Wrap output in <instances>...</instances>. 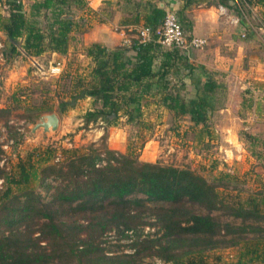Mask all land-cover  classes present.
<instances>
[{
  "label": "trees",
  "instance_id": "1",
  "mask_svg": "<svg viewBox=\"0 0 264 264\" xmlns=\"http://www.w3.org/2000/svg\"><path fill=\"white\" fill-rule=\"evenodd\" d=\"M80 1L37 0L29 16L22 0H0L8 12L0 11V32L10 51L34 56L47 50L67 53L74 25L67 12ZM227 1L221 0L227 8L264 4V0ZM131 4L127 0L125 9ZM189 5L185 0L177 15L193 35L192 22L185 17ZM136 6L145 12L146 25L153 30L162 25L166 6L152 0ZM42 11L53 17L46 29L36 19ZM86 53L95 61L91 79L79 84L78 95L60 101L61 111L75 107L80 98L93 97L101 106L86 113L87 121L112 122L110 114L123 110L131 122L136 112L142 115V98L148 92L160 94L159 102L170 113L189 116L195 126H206L216 109L223 87L217 72L191 62L187 51L164 48L156 35L147 41L132 38L130 45L114 48L93 42ZM181 68L188 70L195 87L190 99L181 93L187 86L179 75ZM170 73L177 77L173 83L167 78ZM1 112L6 109L0 108ZM66 151L70 152L66 158L53 163L49 156L43 158L46 164L39 173L22 164L17 175L0 165V264H142L146 257L163 264H209L207 251L242 242L248 243L250 258L232 264L264 263L263 198L234 204L222 196L218 179L210 180L190 167L142 161L133 152L107 147ZM33 177L48 191V200L32 186ZM223 178L231 179L229 174ZM81 213L86 219H70ZM147 227L155 229L150 232ZM113 230L128 240L125 246L116 244L115 250L101 242Z\"/></svg>",
  "mask_w": 264,
  "mask_h": 264
},
{
  "label": "rangeland",
  "instance_id": "2",
  "mask_svg": "<svg viewBox=\"0 0 264 264\" xmlns=\"http://www.w3.org/2000/svg\"><path fill=\"white\" fill-rule=\"evenodd\" d=\"M35 1L22 0L29 16ZM99 1L81 0L71 4V11L67 13L73 18L74 25L65 54L50 50L37 56L28 55L23 50L11 52L9 42L0 32V108L6 109L0 113V165L17 175L22 164L39 173L46 164L42 159L47 156L53 163L66 158L70 154L66 151L68 149L85 152L91 147H107L133 152L142 161L190 167L210 180L218 179L223 184L219 187L222 196L234 204L245 203L251 198L264 200V4L243 3L235 7L228 0L227 3L233 4L228 8L230 14L240 20L232 23L226 14L219 12L220 5H224L221 0H190L185 17L190 19L196 15L203 22L204 29L227 31L225 34L235 36V40L243 41L245 46L243 50L239 48L241 61L233 64L232 70H215L223 87L217 93L216 109L210 113L207 125L202 127L195 126L189 116H174L159 102L161 95L150 92L142 98V115L136 112L131 122L127 121L123 110L118 115L110 114L109 118L114 119L112 122L103 118L87 121L86 113L101 106L93 97L80 98L75 107L60 110V101L78 95L82 88L79 84L91 79L95 61L87 55L86 49L93 43L92 38H102V29L98 27L104 18L102 12L112 19L116 10L128 11L123 10L127 0H113L101 5ZM131 1L129 9L136 10L137 2L143 6L149 0ZM184 4L185 0H180L176 13ZM0 11L8 14L1 5ZM36 19L44 29L53 21L50 11L47 15L42 11ZM109 32L108 29L106 33ZM130 33L131 40H140L139 27ZM225 39L226 36L224 42ZM200 50L192 49L189 54L198 57ZM194 64L200 65L198 62ZM179 73L187 84L181 93L188 99L194 97L195 87L192 78L187 76L188 70L181 68ZM173 74L167 76L171 83L177 78ZM52 112L60 118L57 129L34 130L41 117ZM225 174L231 179L223 178ZM2 186L3 179H0V188ZM32 186L46 200L50 198L39 178L33 177ZM195 207L199 209L198 205ZM149 211L146 209L147 214ZM85 216L81 213L70 219L84 220ZM222 217L226 218V215ZM154 229L147 227L150 232ZM101 242L115 250L116 244L125 246L128 240L121 239L113 230L103 236ZM248 246L242 242L209 250L206 261L209 264H232L241 257L248 259ZM144 260L142 264H163L155 257Z\"/></svg>",
  "mask_w": 264,
  "mask_h": 264
},
{
  "label": "crops",
  "instance_id": "3",
  "mask_svg": "<svg viewBox=\"0 0 264 264\" xmlns=\"http://www.w3.org/2000/svg\"><path fill=\"white\" fill-rule=\"evenodd\" d=\"M111 1L113 0H100L99 3L101 5L104 2L110 3ZM158 3L160 6H166V9L176 11V9L178 10L180 8V0H163ZM127 10V12L116 10V15L112 19L107 17L105 11H103L102 14L104 18L98 23V27L102 29V38H92L91 42H100L110 48L123 45L124 38L129 36L133 29H137L138 27L140 28L145 24L144 11L139 12L138 10ZM188 11L189 7L186 8V13H188ZM187 20L192 22L193 29L191 33L193 35H199L208 38V45L206 46L207 48H203V50L199 49L200 51L198 52V57L189 55L191 62H198L210 69L222 70L226 72L229 71L228 69L232 70L233 64L239 63L241 61L242 54L239 48L242 50L245 48L243 41L239 39L235 40V36H229V34H225L227 31L204 29L202 26L203 22L196 15ZM108 29L110 31L109 34L106 33ZM225 36L227 37V39H225L227 41L224 42L223 38Z\"/></svg>",
  "mask_w": 264,
  "mask_h": 264
},
{
  "label": "built area",
  "instance_id": "4",
  "mask_svg": "<svg viewBox=\"0 0 264 264\" xmlns=\"http://www.w3.org/2000/svg\"><path fill=\"white\" fill-rule=\"evenodd\" d=\"M220 14H226L232 23H239L240 20L234 18L224 5H220ZM141 41L151 40L154 35L157 36V41L161 43L164 48L168 49H181L189 52L192 49H203L208 45V38L199 35L188 34L182 24L180 23L179 17L175 10L167 9L164 16L162 25L157 29L153 30L150 25H142L139 28V34ZM245 37V33L242 34ZM131 38L126 36L123 40V45H130ZM0 47L2 44L0 43Z\"/></svg>",
  "mask_w": 264,
  "mask_h": 264
},
{
  "label": "water",
  "instance_id": "5",
  "mask_svg": "<svg viewBox=\"0 0 264 264\" xmlns=\"http://www.w3.org/2000/svg\"><path fill=\"white\" fill-rule=\"evenodd\" d=\"M60 118L56 112L45 114L41 117L40 121L36 123L34 130L43 128L45 131L57 129Z\"/></svg>",
  "mask_w": 264,
  "mask_h": 264
}]
</instances>
